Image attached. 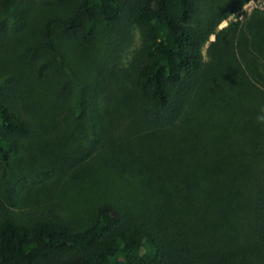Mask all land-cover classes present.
<instances>
[{
    "label": "trees",
    "instance_id": "trees-1",
    "mask_svg": "<svg viewBox=\"0 0 264 264\" xmlns=\"http://www.w3.org/2000/svg\"><path fill=\"white\" fill-rule=\"evenodd\" d=\"M246 1L215 0L208 9L202 0L73 4L63 30L87 42L100 15L126 18L92 72L79 119L101 121L89 149L127 177L142 208L104 201L79 228L52 205L16 210L13 184L0 200V264H264V10L242 28L218 30ZM132 27L142 44L125 69ZM32 130L0 100V162L18 156Z\"/></svg>",
    "mask_w": 264,
    "mask_h": 264
},
{
    "label": "rangeland",
    "instance_id": "rangeland-1",
    "mask_svg": "<svg viewBox=\"0 0 264 264\" xmlns=\"http://www.w3.org/2000/svg\"><path fill=\"white\" fill-rule=\"evenodd\" d=\"M78 1L0 0V100L14 104L33 127L32 134L20 140L18 156L0 162V200H7V188L14 184L16 210L52 205L84 228L104 201L134 210L136 194L127 177L105 168L97 146L89 149L100 136L95 131L101 121L91 126L85 118L79 119L84 112L82 100L91 90L92 72L122 37L126 18L109 23L100 15L87 42L82 34L64 32L61 23ZM212 1L202 0V8L208 9ZM257 10H264V0H247L218 30L242 28ZM129 30L120 56L125 69H130L142 44L139 28ZM215 38L212 35L203 47L205 60ZM141 204H135L136 213Z\"/></svg>",
    "mask_w": 264,
    "mask_h": 264
},
{
    "label": "clouds",
    "instance_id": "clouds-1",
    "mask_svg": "<svg viewBox=\"0 0 264 264\" xmlns=\"http://www.w3.org/2000/svg\"><path fill=\"white\" fill-rule=\"evenodd\" d=\"M246 7H251V5H248V6H246Z\"/></svg>",
    "mask_w": 264,
    "mask_h": 264
}]
</instances>
